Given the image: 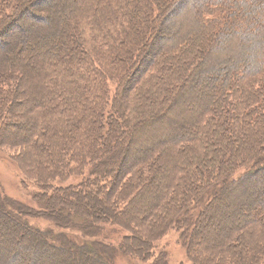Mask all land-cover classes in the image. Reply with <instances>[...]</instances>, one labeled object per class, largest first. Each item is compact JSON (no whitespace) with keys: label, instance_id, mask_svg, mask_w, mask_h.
Segmentation results:
<instances>
[{"label":"trees","instance_id":"1","mask_svg":"<svg viewBox=\"0 0 264 264\" xmlns=\"http://www.w3.org/2000/svg\"><path fill=\"white\" fill-rule=\"evenodd\" d=\"M54 1L0 0V36L27 28L25 55L0 42V147L26 153L13 161L41 188L36 209L0 200V264H115L116 248L147 261L172 230L190 264H261L264 0ZM147 133L160 142L136 148ZM205 216L221 227L208 240ZM13 233L35 240L27 254Z\"/></svg>","mask_w":264,"mask_h":264},{"label":"rangeland","instance_id":"2","mask_svg":"<svg viewBox=\"0 0 264 264\" xmlns=\"http://www.w3.org/2000/svg\"><path fill=\"white\" fill-rule=\"evenodd\" d=\"M36 1L43 2L44 0H36ZM53 3L55 4L54 6L57 7L58 3H60V2H58V0H55ZM34 5H35V3H32L29 6V8L31 9V11L29 12V16L32 15L34 12V14L39 15V19H35L34 17L30 16L32 18V20L37 25L46 24V23L42 22L43 18L46 19V16H43L44 13H42V7H37ZM64 14L66 16L65 18H69L68 15H66L67 11H65ZM64 14H63V16H64ZM48 19H50V18H48ZM168 22L170 23L172 21L170 20ZM24 26H25V24L23 25V23H19L18 21L12 22V24L9 26V29H8L9 34L7 36H0V42L7 43V44H9V46L14 47L16 49V52L18 55H20L23 52L25 55L27 52L26 43H24L23 41L20 42V40H19V39H21V36L22 37L25 36L27 28H25ZM162 34H163V31H162ZM17 41L19 43H16ZM21 45H23L24 50H22L23 47H20ZM149 49L150 50L152 49V52L154 51L152 47ZM11 50L13 52L12 48H11ZM150 50H149V53L147 54L146 57H149L148 55L150 54ZM135 72H137V70ZM215 80H216V78L214 80L212 79L211 81H215ZM205 83L206 82H204V84ZM200 87H203L202 83H200L198 88H200ZM113 89L114 88L112 86H110L111 93L113 92ZM177 111H179V109ZM167 116L169 119L178 120V118L173 117L175 115H167ZM167 124H168V129L170 128V133H171V130H172V128H174V126H172L173 124H171L170 122H167ZM14 126H21V125L19 123L14 122L12 126H8V127L6 126L5 133L15 134L16 132H14L15 131ZM157 126L158 125H156L155 127H157ZM161 128L163 129V125L161 126ZM158 133L163 134V131L161 130ZM138 137H139V135L136 134L135 138H138ZM145 138H146V140L142 139L140 142H137L136 148L139 147V149H140L141 146L143 148H145L147 143L154 144L155 141L160 142V139H161L160 135L157 136L154 133H149V134L147 133L145 135ZM145 141H147V142H145ZM150 141H153V142H150ZM128 149H129L128 154H133L132 148L130 149L128 147ZM133 150H134V148H133ZM255 150H256V148H255ZM23 154L24 153L19 154V151L16 150L15 148H10V147L9 148H6V147L2 148V147H0V200L1 199L4 200V198H6V199H10L13 202L15 201V203H18V204L19 203L24 204V206H26L27 208L29 207L31 209H36L38 207H37L33 197H34V194L39 192V190L41 188L36 183L26 179V177L24 176V174L21 171V168L18 164L19 160H16V163L13 161L14 156L20 158ZM25 154L23 155L24 157H25ZM119 155H121V153ZM41 156L42 155L40 153H38L37 151H34V154H32V158L34 159L33 161L34 162L35 161L44 162ZM119 157H120L119 160L118 159L114 160V162L116 164L115 168H117L118 165H119L118 167H121L124 165L129 166L130 158L127 159L126 155L125 156L123 155L122 157L119 156ZM32 158L30 156L29 159H32ZM25 164H28L30 166V163L26 160H25ZM84 170H85L84 171V173H85L86 168ZM79 181H80V177L79 178L78 177H72V178L68 179L66 182L56 181L53 183V186L64 187V186H68L70 184H76ZM211 213H212V210H211L210 214ZM241 214H246V213H245V211H243V213H241ZM217 215H219V214L217 213ZM216 216H214L212 218H215ZM4 218L10 220L9 218H6V217H4ZM209 218H207L205 216L204 217V219H205L204 225L202 227L198 228V230H197V232H199V234H201L205 240L215 238L216 234L220 233L219 228H221L218 225L219 224L218 219L212 220ZM206 219H207V221H206ZM29 222L33 223L36 226H39L41 228L44 227L45 224L47 223L46 220H41V219L29 220ZM7 223L10 224V222H8V221H7ZM104 226H105L104 227L105 228L104 234H108L109 238H112V239L114 238L113 240H108V241H105L104 243L111 246V247L116 248L115 240L121 239L120 237L122 236L121 235L122 232L118 231L117 229H115L111 226H106V225H104ZM13 234H15V233H13ZM15 236H18L17 242H18V244H20V247L24 250V253L26 252V254H27L28 250L27 249L25 250L26 243H30L31 241L34 243L35 240L32 239V237L30 238L29 236H26L23 240V236L21 238L18 233H16ZM76 237L79 239H83V237H85V235L78 233V234H76ZM178 237H179L178 232H175L172 230L169 233H167L165 236H163L160 240H157L156 242H154V244H153L154 255L149 260L147 259V261L140 260L139 258L134 257V256H127V255L117 251V248H116V251L114 250L115 251V254H114L115 264H190L187 260V256L185 254L183 247L179 243ZM197 239H198V237H197ZM198 240H200V239H198ZM200 241L202 242V240H200ZM161 253H165L167 256L163 257L162 259L161 258L159 259V257H160L159 255ZM46 254H47V252L43 251V252H40V253L34 255L33 261L36 264L45 263L44 260L47 259ZM48 258H51L50 259L51 261H53V259H54V260H57L56 262H61L65 258V252L61 251V252H58L56 254L49 252ZM261 264H264V260L261 262Z\"/></svg>","mask_w":264,"mask_h":264}]
</instances>
